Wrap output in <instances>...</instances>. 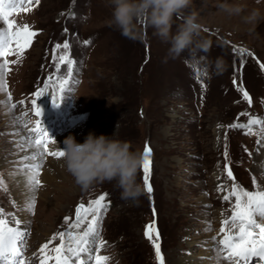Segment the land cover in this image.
<instances>
[{"label": "rangeland", "instance_id": "obj_1", "mask_svg": "<svg viewBox=\"0 0 264 264\" xmlns=\"http://www.w3.org/2000/svg\"><path fill=\"white\" fill-rule=\"evenodd\" d=\"M224 2L192 0L183 15L174 18L173 34L186 16L196 12L202 36L212 42L207 53L186 51L176 59L168 58L170 45L153 35L147 21L140 25L144 42L129 40L110 26L111 0H39L38 4L34 0L29 11L10 17L38 33L22 62L11 65L6 77L17 108L9 112L0 103V180L4 182L0 208L20 219L21 229L29 233L23 250L25 264H39L40 247L53 234L68 230L64 220H74L77 202L87 204L105 193L109 208L99 226V238L105 243L94 254L110 257L108 264H158L153 245L145 237L146 226L153 223L160 234L164 264H218L221 258L213 250L217 247L213 237L221 238V222L231 216V202L223 200L233 185L225 165L231 168L236 184L255 190V177L259 190L264 191V173L255 160L264 140V134H255L260 125H253L250 135L229 127L247 124L251 114L264 120V20L248 24L242 17H230L219 8ZM227 3L245 5L243 15L253 8L264 14V0ZM68 39L72 42L69 54L77 55L79 67L73 73L77 78L72 76L71 91L63 94L60 104L71 125L52 137L49 150L58 138L73 136L82 144L89 134L128 142L132 151L142 155L147 145L152 150L153 192L146 193L142 170L138 183L143 194L138 202L121 199L115 181L84 191L64 165L59 171L66 177L53 171L52 186L43 184L41 177L49 161L44 159L39 176L43 185L36 190L33 215L26 210L25 193L15 185L17 176L28 175L23 166L29 164L20 159L24 146L15 143L24 128L30 131L25 126L27 119L35 123L28 112L30 100L54 71V46ZM234 48L244 49L245 54ZM240 89L249 93L251 106ZM51 94L49 89L37 104L53 105ZM6 100L7 94L0 93V102ZM21 100L24 105L19 104ZM48 116L42 124L52 120ZM219 184L226 191H218ZM7 219L15 226L11 215ZM86 227L85 223L79 231ZM58 244L56 240L50 247Z\"/></svg>", "mask_w": 264, "mask_h": 264}, {"label": "snow or ice", "instance_id": "obj_2", "mask_svg": "<svg viewBox=\"0 0 264 264\" xmlns=\"http://www.w3.org/2000/svg\"><path fill=\"white\" fill-rule=\"evenodd\" d=\"M33 2L34 0H0V93L7 94V100L0 103H5L9 112L17 108V104L12 102L11 92L8 91L6 77L12 70L10 66L22 62L26 50L32 46L34 38L38 35L30 25L26 23L20 25L10 17L20 12L29 11ZM35 3L38 4L39 0H35ZM84 43L89 44L90 41ZM234 51L241 55L245 54V50L242 48H234ZM69 53L70 44L67 40L63 44L54 46L52 50L54 71L43 82V87L33 93L30 100L35 126L30 129L34 136L27 137L26 147L36 151L30 156H25L24 160L36 161L38 157L44 156L61 159L64 155L60 149L49 150L50 138L42 126L40 117L43 112L37 105V101L51 89L53 106L58 107L63 99V94L66 91H71L70 83L73 82V68L76 61L70 58ZM248 55L251 56L252 53L249 52ZM9 57H15V59L10 60ZM62 66H66L63 73L61 71ZM261 67L264 69V65ZM240 90L243 99L251 105L249 93L243 89ZM19 104L24 105L25 101L21 100ZM24 115L27 116L28 112L26 111ZM241 115H247V113H241ZM18 119H23V117ZM253 125H260L259 130L255 133L258 137L264 134V120L255 117H250L247 124L237 123L229 125V127L243 129L246 135H250L253 134ZM257 143H260L259 138ZM20 144L21 146L25 145L23 138ZM151 155L152 150L146 145L143 151L141 170L144 189L149 196L153 192L150 183ZM225 156L227 157V153ZM23 167L28 170L27 186L33 193L26 205V210L34 215L36 205L34 193L42 186L39 179L42 163L25 164ZM225 172L227 179L233 181L231 191L223 196L224 201L231 202V216L222 220L219 230L221 238L217 241V238L213 237V242L217 244L213 250L217 253V257L222 258L227 264H264V191L259 190L255 177L252 181L255 190H246L235 183L233 172L227 165H225ZM3 183V180H0V188L3 187ZM217 190L226 191L223 185H218ZM107 197L108 194L105 193L89 200L87 205L83 202L79 203L75 209V219L71 223L69 217L64 220V223L68 225V230L53 234L51 239L40 247L39 264H49V261H54L55 264H108L110 257L94 254L99 253L105 243L99 238V226L103 215L109 208V204L105 203ZM9 215L13 217L15 226L10 225L7 219ZM21 223L20 219L11 213H4L3 209L0 208V264H25L23 250L26 236L29 233L26 229H21ZM85 223L87 227L82 232L79 231ZM207 230L211 231L210 224ZM145 237L153 245L158 264H164L159 243L160 234L155 223L146 226ZM56 240H59V244L50 247V244Z\"/></svg>", "mask_w": 264, "mask_h": 264}, {"label": "clouds", "instance_id": "obj_3", "mask_svg": "<svg viewBox=\"0 0 264 264\" xmlns=\"http://www.w3.org/2000/svg\"><path fill=\"white\" fill-rule=\"evenodd\" d=\"M113 5L110 26L122 36L134 42H144L145 36L140 27L142 21L154 29L153 35L170 45L168 58L176 59L183 53L209 52L212 42L202 36V25L198 15L192 12L184 18L175 34L172 29L175 17L183 15L192 0H111ZM219 8L230 17H242L248 24H257L264 20V14L253 8L243 15L246 6L227 0ZM167 62V58L165 60ZM63 165L74 178L75 183L88 191L99 183L115 181L120 190L121 199L139 200L143 189L138 183V175L143 163V155L132 151L128 142L89 134L81 144L75 137L64 140Z\"/></svg>", "mask_w": 264, "mask_h": 264}, {"label": "bare ground", "instance_id": "obj_4", "mask_svg": "<svg viewBox=\"0 0 264 264\" xmlns=\"http://www.w3.org/2000/svg\"><path fill=\"white\" fill-rule=\"evenodd\" d=\"M48 117L49 116L46 115V113L43 112V115L40 117V120L42 122H44V121H46V119ZM42 126H43V128L46 127V125H44V124H42ZM26 128H24V131L22 130V132L18 134V136H17V139H18L17 141L18 142L15 143L16 144V147H17V144L21 146L20 142H21L22 138L25 141L24 147H22V148L20 147V149H22L21 150L20 159H24L25 156H30V155H32L36 151L33 148L26 147L27 137L34 136V134L31 133L30 131H25ZM63 142H64V139L62 137L61 138H58L56 140V142L51 145L52 148H50V151H55V150H58V149L63 150L64 149V143ZM44 159H48L49 161L46 164V167L43 170V176L41 177V181L43 182V184L44 183H47V184L49 183L48 185H51L52 186V183L51 182L53 181V178L55 177V175H56L55 173L56 172H58L57 175H60V173H61V175H63L64 177H66L64 171H62V172L59 171L60 165H63V160L62 159L60 160V159H56L54 157L44 156L42 158L38 157V159L36 161L29 160L26 163H29V164H32V163H40V162L42 163V160H44ZM255 160H256L257 167H259L260 172L264 173V140L261 142V149H260L259 154L255 155ZM53 171L55 173H53V175H52V172ZM27 176L28 175H26V174H22L20 176H17L16 177V184L15 183L14 184L17 186V190L23 191L25 193V195H23V197L24 198H27V201L29 202L30 199H31V196L33 195V193L29 190V188L27 186ZM259 179H260V177H259ZM35 194H36V192L34 193V195ZM28 202H27V204H28ZM218 264H227V262L226 261H223L222 258H221V259H219Z\"/></svg>", "mask_w": 264, "mask_h": 264}, {"label": "water", "instance_id": "obj_5", "mask_svg": "<svg viewBox=\"0 0 264 264\" xmlns=\"http://www.w3.org/2000/svg\"><path fill=\"white\" fill-rule=\"evenodd\" d=\"M75 217V216H74Z\"/></svg>", "mask_w": 264, "mask_h": 264}]
</instances>
